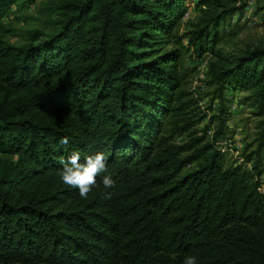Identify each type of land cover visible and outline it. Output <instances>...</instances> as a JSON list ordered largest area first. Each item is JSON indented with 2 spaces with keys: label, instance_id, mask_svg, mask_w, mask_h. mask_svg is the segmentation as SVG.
Here are the masks:
<instances>
[{
  "label": "trees",
  "instance_id": "16d2710c",
  "mask_svg": "<svg viewBox=\"0 0 264 264\" xmlns=\"http://www.w3.org/2000/svg\"><path fill=\"white\" fill-rule=\"evenodd\" d=\"M36 1L0 0V264H264V49H217L249 0H197L180 36L194 0H58L57 31L8 44L3 18ZM185 53L208 56L221 114L226 90L248 93L249 169L223 167V118L195 136ZM73 152L107 157L87 199L60 179Z\"/></svg>",
  "mask_w": 264,
  "mask_h": 264
},
{
  "label": "rangeland",
  "instance_id": "374dc122",
  "mask_svg": "<svg viewBox=\"0 0 264 264\" xmlns=\"http://www.w3.org/2000/svg\"><path fill=\"white\" fill-rule=\"evenodd\" d=\"M196 1L194 0L184 13L182 23L175 33L177 36L184 34L188 29L186 23L196 17ZM57 7L58 0H37L27 9L13 6L2 20L6 30V42L20 47L29 43V38L34 32L51 34L57 31L60 18L59 12L55 11ZM219 40L217 49L226 56L241 54L247 48L264 49V0H249L243 11L225 20L219 27ZM181 61L185 78L184 88L198 101L199 109L196 113L202 116L201 119L196 118L198 121L193 127L195 136L200 137L205 132L206 140H210L220 118H223L226 121L224 136L217 143L223 152V167L241 166L249 169L250 165L244 158L255 149L259 118L246 101L248 93L242 90H226L221 114L219 102L214 99V89L209 85L208 56L197 59L191 56V53H185L181 56ZM186 141L187 138L182 136L177 138L176 143ZM195 168L196 163L187 166L182 173L191 172ZM261 181L264 183V173Z\"/></svg>",
  "mask_w": 264,
  "mask_h": 264
},
{
  "label": "clouds",
  "instance_id": "9594fccd",
  "mask_svg": "<svg viewBox=\"0 0 264 264\" xmlns=\"http://www.w3.org/2000/svg\"><path fill=\"white\" fill-rule=\"evenodd\" d=\"M67 144V139L61 141ZM63 165L60 171V179L63 184L78 190V194L82 199H87L93 187L97 186V177L107 172V157L103 152H97L94 155H88L81 162L79 152H73L69 158L61 160ZM115 180L111 175H103L102 184L104 189L111 190L115 186ZM111 191L105 193L104 198L110 199ZM197 257L194 255L185 256L183 264H197Z\"/></svg>",
  "mask_w": 264,
  "mask_h": 264
}]
</instances>
